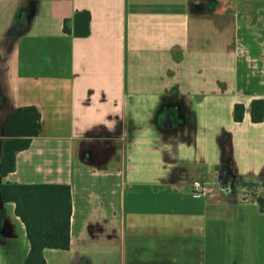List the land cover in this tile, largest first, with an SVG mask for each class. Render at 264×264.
<instances>
[{
	"label": "crops",
	"instance_id": "obj_1",
	"mask_svg": "<svg viewBox=\"0 0 264 264\" xmlns=\"http://www.w3.org/2000/svg\"><path fill=\"white\" fill-rule=\"evenodd\" d=\"M257 97L264 0H0V185L71 186L70 248L46 247L47 264H264V230L249 231L264 211L220 178L264 173ZM25 106L40 130L3 175L5 124ZM15 206L0 197V264L30 250Z\"/></svg>",
	"mask_w": 264,
	"mask_h": 264
},
{
	"label": "trees",
	"instance_id": "obj_2",
	"mask_svg": "<svg viewBox=\"0 0 264 264\" xmlns=\"http://www.w3.org/2000/svg\"><path fill=\"white\" fill-rule=\"evenodd\" d=\"M91 12L82 9L75 14L76 35L91 32ZM64 31L70 33L68 20ZM251 118L258 122L264 119V97L254 98L251 102ZM245 104L236 102L234 119L244 118ZM41 114L35 106L17 107L5 124V137L2 142V174L14 170L16 152L26 148L33 135L39 133ZM237 185L243 188L244 198L256 200L264 211V173L257 176L239 174ZM3 202L14 201L15 211L25 223L30 250L25 264H47L46 247L68 249L71 244V186L66 183H21L5 181L1 184ZM7 216V210L0 208V225Z\"/></svg>",
	"mask_w": 264,
	"mask_h": 264
},
{
	"label": "rangeland",
	"instance_id": "obj_3",
	"mask_svg": "<svg viewBox=\"0 0 264 264\" xmlns=\"http://www.w3.org/2000/svg\"><path fill=\"white\" fill-rule=\"evenodd\" d=\"M242 70H244V68H241ZM260 68H252V75H250V77H255V75L258 73V70ZM241 71V70H240ZM241 90H243L244 92H248L251 90L252 86L249 85L248 81H246V84L244 83H240L239 84ZM240 90V89H239ZM228 187H237V181L236 178L231 181V183H228L227 185ZM249 217H252L251 212L248 213ZM253 218V217H252ZM231 222V219H230ZM253 227L249 229V231H251V235H256L257 238L256 240L258 241V243H260V234H263V230H264V218L263 217H259V218H253Z\"/></svg>",
	"mask_w": 264,
	"mask_h": 264
},
{
	"label": "built area",
	"instance_id": "obj_4",
	"mask_svg": "<svg viewBox=\"0 0 264 264\" xmlns=\"http://www.w3.org/2000/svg\"><path fill=\"white\" fill-rule=\"evenodd\" d=\"M192 188H193V191L197 194L205 193L208 189L206 184L202 180H199V179H194L192 181Z\"/></svg>",
	"mask_w": 264,
	"mask_h": 264
},
{
	"label": "water",
	"instance_id": "obj_5",
	"mask_svg": "<svg viewBox=\"0 0 264 264\" xmlns=\"http://www.w3.org/2000/svg\"><path fill=\"white\" fill-rule=\"evenodd\" d=\"M171 123L170 119L167 118V122L165 123L166 125H169ZM1 154V153H0ZM220 178L222 180V183L224 184H228V178L226 176V171L224 169L220 170ZM0 189H1V185H0ZM0 197H1V190H0ZM4 225L2 223V225H0V235H4Z\"/></svg>",
	"mask_w": 264,
	"mask_h": 264
}]
</instances>
